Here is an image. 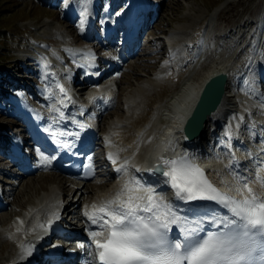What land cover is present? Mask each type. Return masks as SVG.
Wrapping results in <instances>:
<instances>
[{
    "label": "bare ground",
    "instance_id": "bare-ground-1",
    "mask_svg": "<svg viewBox=\"0 0 264 264\" xmlns=\"http://www.w3.org/2000/svg\"><path fill=\"white\" fill-rule=\"evenodd\" d=\"M77 1L80 0H75L74 3ZM89 1L90 0H88V2ZM96 1L91 0V5L89 4V6H91L89 14L91 18L88 17L85 24L86 26H90L91 24L92 16L94 15L91 10L92 3ZM121 2L122 0H113V3H115L114 5H119ZM156 7L157 8H147L145 5H137L135 11V13L137 12V15L132 19L133 21H137L134 23L135 27L133 28V31H130L127 35L126 48L127 46L130 47L128 52L130 55H132L133 51L138 47L139 41H136L135 34L138 33L144 25H148L147 17L151 15L153 17L159 13V6ZM222 7L223 5L220 4L215 11L213 10L214 13H212L211 17L217 18ZM67 12L68 15H72L74 13H80L81 11H77L73 4V6L69 5ZM123 17L127 18L128 14H125ZM79 18L81 19L80 14ZM67 21H69V19L66 18L64 23H67ZM253 22V19L248 17L244 22L246 24L243 23V25H240L238 32L233 33L231 37L225 33L215 34L213 30L210 29L212 31H209L206 38L213 41H208L206 45L205 43L203 44L201 41H198L197 37L196 39H193L194 35H198L199 32H193V29L186 26H178L174 31L169 34L167 33V41L178 44L177 47H179V50L173 52L177 57L176 67L174 68L177 74H179L180 71L184 72V82L179 89H173V93L170 96L156 100L151 108V113L148 111L146 112L148 118L145 121H142L143 117H139V114L146 109L145 102L148 92L158 87L160 79L164 77L165 69H159L156 72V77H154L155 81L150 80L148 82H138L137 89L135 91H130L127 96L124 97L126 98L125 108L127 111L126 116H124L127 118H125L126 120L133 122V130L128 127L129 121L125 122L123 116H116L117 120H111L112 123L109 127V131L105 133L106 145H108L109 149L113 152V159L118 158L119 160H115L116 162L113 163L114 166L111 165L114 170L112 167L109 169L107 168L106 172L108 173L103 175V180L105 178L106 180L105 183L100 186L101 188L95 190V188H93L94 185L90 183H86L81 187L75 186L76 188L72 185L74 188V195L72 196L74 198H72L71 204L75 205L82 201L85 205L88 203V206L91 208H93V205L99 207L105 202L109 195H113V193L121 190L126 183L133 180L141 182L144 179L146 181L143 176L141 178L142 165L151 168L152 165L157 164V162L164 159L161 156L164 152L175 157L178 154L184 155L185 153L194 155L197 158L199 156L201 163L209 169L212 177L224 180H218L217 182L218 185L225 190L234 191L233 184L235 187L237 185L233 175L236 173L244 174L245 172L253 178L250 187L253 189L256 187L257 189L259 185L255 182L254 177L257 173L258 166L264 168V89L259 88V77L263 75L262 72L264 71V43L261 50L259 47L256 48L254 45H251L250 41L252 42L254 34L256 33V29L252 31V28L254 27ZM197 23L198 22L195 21L194 24L197 25ZM213 27H215V24ZM144 28L147 29V26ZM66 29L68 32L72 31L69 24H67ZM91 33L94 32L91 31ZM213 35L216 36L213 38ZM81 36L83 39H86L87 37L83 35ZM50 37L52 38V43L49 44V46L54 45L53 49H55L53 50L54 52H52L54 63L52 64V62L50 63L49 61L42 59V65H44L43 70L46 73L47 78L49 77L44 89L48 94V96H46L49 102L46 106L48 109L47 111H41L33 106V111L35 112L34 115H38L42 118L48 114H53L58 117L61 112L66 115L65 113H67L68 105L72 103L73 100L76 102L83 100L90 103L94 99L95 94L90 86L80 85L79 87L74 88L75 85L72 84V79L70 77L74 73V68L68 63L66 65L60 61L62 54L68 56L74 52V55H76L77 58L81 57V54L87 49L85 47L82 49L77 48L79 47L77 45H80V38L74 36L71 38L70 42V39L61 34L56 28H54ZM222 39L224 42V46L222 47L224 51L219 54L218 47L221 46L220 41ZM72 42L77 45L72 46V44H70ZM179 43L181 44L179 45ZM195 44H197V47ZM195 47L196 50H194ZM231 48L234 49V51L229 55L228 52H230L229 50ZM57 51L60 52L58 53ZM32 60L33 59H31V61ZM155 60V58H150V61ZM250 60L251 63L246 69V72L249 73H247L246 76H243L242 71L245 68V64L250 62ZM45 62L50 64L45 65ZM57 64L58 66H56ZM250 66L253 67L250 68ZM260 67H262V69L255 72V70ZM127 69H130L132 73L135 74V79L138 81L140 78L138 70L130 68L129 65L127 66ZM219 72L228 73V84L223 102L221 103L220 108L210 116L204 132L200 135L197 141L187 145L185 143L187 141V135L185 133L187 119L195 108L207 79L211 75ZM108 74H111V72ZM113 78L116 77L113 76ZM119 83L120 79L118 78L116 85L118 86ZM60 87L64 89L63 93L60 92ZM32 88L30 89L29 87V90H32L33 92L34 89ZM41 90H43V87H41ZM40 94L39 92H34V97L43 103L45 102V98ZM12 98L14 99L16 97ZM17 98V100H22L19 97ZM68 99L71 101L68 102ZM70 106L73 108V103ZM242 106L244 107V110L242 109ZM41 108L43 109V106ZM16 111L18 112L17 109ZM45 112L48 113L45 114ZM72 112L73 111L69 113ZM26 115L32 117L33 113L29 110L26 112ZM66 117H68L67 120H73V122L79 120L75 112ZM106 118L108 120L111 119L108 115H106ZM68 123L70 124L71 122L68 121ZM245 128H249V131H253V136L259 135L261 141L259 142V139L253 141L250 134L246 135L244 131L242 132ZM7 135L8 137L0 136L1 153L9 148L7 145L8 140L6 139L11 136L10 129L7 131ZM240 139L243 141L245 140L247 145L240 146ZM210 140V147H208V141ZM212 142H214V144H212ZM216 143L218 146H216ZM120 161H126L128 165H125L118 171L116 164ZM98 164L101 168L107 166L105 161L99 160ZM253 164H257L255 171L249 169ZM135 167L136 170L134 171ZM28 170L27 173L32 172L31 168ZM6 171L9 170L6 169ZM130 171L133 172L134 177L130 175ZM110 174L112 176H110ZM259 174L264 177V170L260 171ZM45 175V178L49 180L48 184H43L41 179H37L41 184L38 185L36 183L39 187L35 184L36 187H33L35 189L31 187L34 178L26 181V186H30L34 192L27 194L28 196L26 198H19V203L24 205L23 208H25L22 210H26L25 216L20 219V222L18 221L22 227L21 229H16L8 220V216L0 213V264H13L15 260L24 261V259H26V262L23 264L65 263L61 259H53L54 256L52 255H49L48 258H44L43 255L38 256L34 253L36 247L31 248V255L27 256L24 255L21 249V245H28L29 243L27 236L35 235L36 231L40 228H35L33 226V219L39 215L43 217L53 209L59 207L60 195L64 194V190L71 185L70 182L52 172ZM104 176L106 177L104 178ZM136 177L138 180H136ZM149 178L150 177L147 176V179ZM230 178L232 185L225 182L230 181ZM152 184H160L161 190H157L156 193L162 196L165 202L170 203L172 206L174 204L173 207L177 206L176 198L175 196L173 197L171 190L163 187L166 183H161L159 180L157 181L155 179L149 181V186ZM132 187L134 188V185H132ZM147 188L149 187H146L145 185L143 186L144 190ZM126 193L127 191L122 193L119 196V199H125ZM234 193L236 194L235 191ZM132 194L144 195L145 192H133ZM36 204L41 205L32 210V207ZM2 209L4 208L0 206V210ZM180 214L182 213L179 212V215ZM29 215H31L30 220L25 222L26 217ZM2 226H8V229L4 230Z\"/></svg>",
    "mask_w": 264,
    "mask_h": 264
},
{
    "label": "rangeland",
    "instance_id": "rangeland-1",
    "mask_svg": "<svg viewBox=\"0 0 264 264\" xmlns=\"http://www.w3.org/2000/svg\"><path fill=\"white\" fill-rule=\"evenodd\" d=\"M74 2L75 0H0V135L4 136L9 129L11 134L16 130L22 129L19 117L12 113L15 111V107H11V96L19 94L18 96L23 97L21 92L26 91L29 93L28 97L30 99L33 98L32 102L34 105L42 102L34 97V92L41 93L39 90L41 85L38 76L39 73L36 75L37 72H30L31 67L37 65H29V61L22 60L24 57L23 55L26 56L30 54L32 58L33 53L38 54V51L45 53L51 46H49V44L52 43L50 35L54 28L68 37L70 42L72 37H76V35L79 34L80 28L76 25L80 23V13L72 14L78 17L77 20L74 18L64 23L66 18L70 19L67 17L69 5L73 6V4H75L74 7H77L76 3L78 2ZM100 2L105 6L107 3L112 4L113 0H100ZM147 2L148 6H159V13L151 17L149 22L148 32L152 34L154 40L152 39L151 42L147 44L145 43V39L147 38H145V35H141L138 47L135 50L136 52L133 51L132 55H129L120 69L122 76L119 83L120 89L118 91V98L110 109V113L106 114L114 120H117L116 116H123L125 122L129 121L128 127L132 128L131 130H133V122L126 120V98L124 97H126L130 91H135L137 89L138 82L155 81L154 77H156V72L159 69H165L164 77L160 79L158 87L148 92L145 102L146 109L139 114V117H143L142 121H145L148 118L146 112L148 111L151 113L154 102L158 99L170 96L173 93V89H176L183 79L184 72L180 71L179 74L176 73L174 68L176 67V61L170 58L166 52L164 46L165 40L161 38L163 35L169 34L178 26H186L193 29V32H199L200 34L194 35L193 39L197 37L198 41L206 45L208 41H213L206 38L209 31L213 30L215 34L225 33L231 37L233 33L238 32L240 25H243L245 20L253 15H255L253 16L254 19L258 20L260 17L261 21L257 22L260 26L258 25L257 27L256 24L254 27L258 32L255 33L257 34V39L256 42H253L252 46L254 45L257 48L259 42L258 37L264 34V0H147ZM122 3L123 4L112 8V12L119 13L122 10L121 6L126 3V0H123ZM220 4L223 5L220 13L217 18H212V13H214L215 9ZM195 21L198 22L197 25L194 24ZM67 24L72 28L71 32H68L66 29ZM214 24L215 27H213ZM215 36L216 35H213V38ZM78 37L81 38L80 35ZM82 43L83 42H79L80 45ZM250 43L252 42L250 41ZM70 44H72V46L76 45L74 42ZM195 45L197 47V44ZM31 46L36 47L38 51L33 50ZM196 47L194 50H196ZM222 47H218L219 54L224 51ZM232 52L233 51L228 52L229 55L232 54ZM151 57L156 60L150 61ZM128 65L130 68L137 69L140 73L138 81L135 79V74H133L130 69H127ZM29 87L30 89L33 87L32 89H34V91L32 92V90H29ZM21 101H23V99ZM242 109L244 110L243 106ZM106 129L109 131L108 128ZM5 160L4 157H0V185H6V187L10 189L9 199L11 203L0 210V213L8 216V220L13 224V222H20L24 214L22 209L25 208H23L24 205L19 203V198H26L28 196L27 194L34 192L33 189L35 188L33 187L36 183L38 185L41 184V182L43 184H48L49 180L45 178V174L48 173L44 174V172L36 171L20 176L15 173L16 171L14 169H12V171H6V166L2 165V163H5ZM105 168H107V166H103L101 169ZM54 173L58 175L57 172ZM33 178L34 181L31 184L32 189L30 186H26V181ZM37 179H41V182ZM37 184L36 186L39 187ZM100 185L102 186V184ZM100 185L93 186V188H95V190L97 188L99 189L101 188ZM73 194L74 188L69 185L67 189L64 190V199L70 200L74 198L72 196ZM79 204L80 203L77 205ZM2 228L7 230L8 226H2Z\"/></svg>",
    "mask_w": 264,
    "mask_h": 264
},
{
    "label": "snow or ice",
    "instance_id": "snow-or-ice-1",
    "mask_svg": "<svg viewBox=\"0 0 264 264\" xmlns=\"http://www.w3.org/2000/svg\"><path fill=\"white\" fill-rule=\"evenodd\" d=\"M89 14V2L84 0L81 31ZM60 92H64L62 87ZM262 170L258 166L254 180L264 189ZM153 171L166 178L164 183L176 199L214 202L223 212L189 219L178 215L153 188L144 190L138 181H130L116 199L93 205L94 212L86 213L99 229L89 232L98 264H264V196L250 187L252 177L233 175L237 198L219 191L187 153L162 159ZM125 191L145 194L119 199ZM205 221L214 230L204 232ZM174 225L179 227L178 238L170 235ZM21 249L25 256L31 255V247L21 245Z\"/></svg>",
    "mask_w": 264,
    "mask_h": 264
},
{
    "label": "water",
    "instance_id": "water-1",
    "mask_svg": "<svg viewBox=\"0 0 264 264\" xmlns=\"http://www.w3.org/2000/svg\"><path fill=\"white\" fill-rule=\"evenodd\" d=\"M227 84L228 73L226 72L211 75L205 82L198 102L185 124V133L190 141H197L204 132L210 116L220 108Z\"/></svg>",
    "mask_w": 264,
    "mask_h": 264
}]
</instances>
